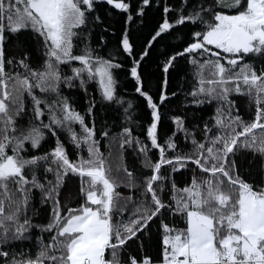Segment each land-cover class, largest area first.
<instances>
[{"label":"snow or ice","instance_id":"6c2138e0","mask_svg":"<svg viewBox=\"0 0 264 264\" xmlns=\"http://www.w3.org/2000/svg\"><path fill=\"white\" fill-rule=\"evenodd\" d=\"M0 264H264V0H0Z\"/></svg>","mask_w":264,"mask_h":264},{"label":"trees","instance_id":"16d2710c","mask_svg":"<svg viewBox=\"0 0 264 264\" xmlns=\"http://www.w3.org/2000/svg\"><path fill=\"white\" fill-rule=\"evenodd\" d=\"M122 89H123V91H125L128 95H129V97L131 98L132 96H134V93H133V91H132V87H131V84L130 83H128L127 81H124L123 83H122ZM91 90V89H90ZM82 105H83V100L81 99L80 100V102H79V105L78 106H81L82 107ZM167 127H168V125H167V122L165 123V126H164V130L166 131L167 130ZM52 141L50 140L49 141V143L48 144H46L45 145V148H49V147H51L52 146ZM128 161H129V163L131 164V163H138V162H136V161H134V158L131 156V154H129V156H128ZM77 181L74 179L73 181H71L70 182V187L75 191L76 189H77ZM120 191H125L124 189H120Z\"/></svg>","mask_w":264,"mask_h":264}]
</instances>
